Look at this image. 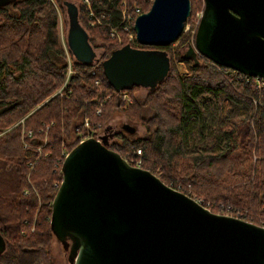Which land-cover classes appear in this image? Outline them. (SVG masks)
Masks as SVG:
<instances>
[{
  "label": "trees",
  "instance_id": "obj_1",
  "mask_svg": "<svg viewBox=\"0 0 264 264\" xmlns=\"http://www.w3.org/2000/svg\"><path fill=\"white\" fill-rule=\"evenodd\" d=\"M66 1L75 4L88 41L101 42L93 45L101 49L95 74L89 72L92 61H78L68 47L67 74V55L56 31L58 10L65 11ZM74 1L10 0L0 5V232L5 241L0 264H55L50 203L64 154L89 135L124 158V142L130 141L141 148V167L213 212L232 215L219 210L223 203L247 221L264 219V88L203 55L195 63L182 58V35L175 51L172 43L115 44L108 33L121 25V11L139 14L134 7L144 12L151 0H88L99 19L93 25L83 0ZM190 2L193 8L202 0ZM124 44L160 49L169 59L166 76L125 107L122 91L140 85L116 90L102 71V61ZM176 58L190 62L188 75L179 73ZM129 107L140 109L136 119L145 128L143 134L109 132L106 122L113 113L133 120Z\"/></svg>",
  "mask_w": 264,
  "mask_h": 264
},
{
  "label": "water",
  "instance_id": "obj_2",
  "mask_svg": "<svg viewBox=\"0 0 264 264\" xmlns=\"http://www.w3.org/2000/svg\"><path fill=\"white\" fill-rule=\"evenodd\" d=\"M64 5L67 46L78 61L90 63L95 53L77 8L71 1ZM190 11V0H151L132 22L136 42L173 43ZM193 46L182 58L195 63L203 55L239 73L264 77V0H203ZM168 69L165 51L129 44L102 61L103 74L116 90L149 89ZM122 128L135 131L128 124ZM60 172L49 227L71 264H264L263 226L211 211L149 169L130 164L99 138H81L65 154ZM4 249L0 232V254Z\"/></svg>",
  "mask_w": 264,
  "mask_h": 264
},
{
  "label": "rangeland",
  "instance_id": "obj_3",
  "mask_svg": "<svg viewBox=\"0 0 264 264\" xmlns=\"http://www.w3.org/2000/svg\"><path fill=\"white\" fill-rule=\"evenodd\" d=\"M74 2L77 4L76 1H74ZM202 7H203V0H202V3L200 4L199 7L195 6V7L191 8L190 15L187 18V20L185 21L184 30L181 33L182 38H185V42H186L184 47H183V50L187 49L189 44L193 46L194 34H195V30H196V27L198 24V20H199V16H200ZM67 18H68V16L66 15L64 9L63 10L59 9L58 10L57 25H56L57 42L63 49L66 48V46H67V32H68V26H69V22H68ZM93 19H90V20H92V21H90V25H93V23L98 22L97 21L98 17L93 18ZM130 23H132V22H130ZM131 32H134V31L131 30V25L129 24L128 30H124L122 28H119V30L117 31V36L116 35L111 36L110 30H109L108 34L110 35V38L115 41V44L121 45L123 42H126V43H131V45H132V44H135V41H134L135 39H130L127 36ZM181 35L179 36V38L176 41H174L171 44V51H175L174 47H177L182 42ZM186 40H188V41H186ZM90 43L93 47L94 44L100 45L101 42H99L98 39H96V40H93L92 42L90 41ZM99 47H95V48L93 47L94 53H96V57H94V58H96V59H97V55H101V49ZM174 63L177 66V69L181 75H188L190 73V69H189L190 68V62L186 61V59L182 60V58L181 59L176 58ZM147 90H148L147 87H142V86H139L138 88H134V89H132V91L130 89L126 90V92H125L126 97L129 100L124 99V106L123 107L133 103V96L143 97L146 94ZM127 113L133 119L132 121L129 120L127 118L128 116L126 114H124L123 112L122 113H117V112L113 113V115L106 122L109 125L108 131L109 132H115L119 129H123L122 128L123 124H128L130 126L135 127V131L138 135L143 134V132L145 131V128L136 119L138 114L140 113V109H132V107H129L127 109ZM148 114H150V111H148ZM51 251H52L53 257L55 258V264H71L68 257H67V252L62 247L61 243L58 240H56L55 238L52 240Z\"/></svg>",
  "mask_w": 264,
  "mask_h": 264
},
{
  "label": "built area",
  "instance_id": "obj_4",
  "mask_svg": "<svg viewBox=\"0 0 264 264\" xmlns=\"http://www.w3.org/2000/svg\"><path fill=\"white\" fill-rule=\"evenodd\" d=\"M83 2H84V4L86 5V9L89 11V14H88V17L89 18H92L93 19V13H92V11L90 10V5H89V1L88 0H83ZM134 12L135 13H141L140 12V10H139V8H137V7H134ZM121 13H122V15H123V18H122V23H121V25H118V26H114V27H111L110 28V34H111V36H114V35H116L117 36V31L119 30V28L121 27L122 29H124V30H128V27H129V24H130V22H133V20H134V17L137 15V14H135V15H131L130 13H126L125 12V10H122L121 11ZM200 17V16H199ZM94 18H96V17H94ZM97 21H99L98 19H97ZM125 22V23H124ZM130 39H135V34H134V32H131V33H129L128 35H127ZM64 50H65V52H66V55H67V60H68V68H67V74H69L70 72H71V64H70V57H69V55H68V52H67V46H66V48H64ZM97 63H98V61H97V59L96 58H93V60H92V64H93V66L90 68V70H89V72L91 73V74H94L95 73V71H96V66H97ZM242 74V73H241ZM242 76L244 77V80H245V82H250V83H252L256 88H258V89H260V88H264V77H260V76H248V75H245V74H242ZM65 81H66V79H65ZM95 84H99L100 83V81H99V79H95ZM58 91H60V88L58 89ZM126 90H124V91H122V99L124 100V99H127V100H129L127 97H126ZM252 102L254 103V104H258V103H260V101L259 100H257V99H255V98H253L252 99ZM85 126H87L88 125V120L85 118L84 119V123H83ZM21 132L22 133H26L27 135H31L32 134V130L30 129V128H28V129H24V128H22V130H21ZM94 137H96V138H98L97 136H94ZM83 138V137H82ZM263 143H264V140H263ZM124 144L127 146V148H128V150H126L125 151V156L128 158H126L125 157V159L130 163V164H132V165H136V166H140V164H141V158H140V156H141V148H138V147H135V145L133 144V143H131L130 141H128V140H126L125 142H124ZM24 145H27L25 142H24ZM36 150L38 151V153H40V146H38V147H36ZM67 153V152H66ZM65 153V154H66ZM65 154H64V156H65ZM28 165L30 166V167H32L33 166V163L32 162H28ZM58 186V185H57ZM178 187H180V185H178ZM177 189V188H176ZM25 192H27V190H25ZM218 208H219V210L220 211H224L225 213H231L233 216H235V217H238V218H241V219H246V217L247 216H244L243 214H242V212H240V211H236V212H234L233 210H232V208H231V206H224L223 205V203H220L219 205H218ZM258 225H261V226H263L264 227V219H260L259 221H258V223H257Z\"/></svg>",
  "mask_w": 264,
  "mask_h": 264
},
{
  "label": "bare ground",
  "instance_id": "obj_5",
  "mask_svg": "<svg viewBox=\"0 0 264 264\" xmlns=\"http://www.w3.org/2000/svg\"><path fill=\"white\" fill-rule=\"evenodd\" d=\"M95 74V73H94ZM243 209V208H242ZM249 215V214H248ZM245 220V219H244Z\"/></svg>",
  "mask_w": 264,
  "mask_h": 264
},
{
  "label": "flooded vegetation",
  "instance_id": "obj_6",
  "mask_svg": "<svg viewBox=\"0 0 264 264\" xmlns=\"http://www.w3.org/2000/svg\"><path fill=\"white\" fill-rule=\"evenodd\" d=\"M190 45V44H189Z\"/></svg>",
  "mask_w": 264,
  "mask_h": 264
}]
</instances>
